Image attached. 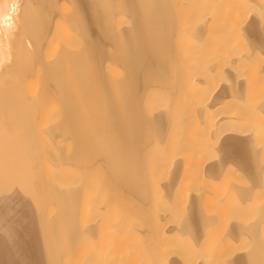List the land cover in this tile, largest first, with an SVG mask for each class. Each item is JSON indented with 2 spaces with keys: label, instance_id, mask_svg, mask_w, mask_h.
Instances as JSON below:
<instances>
[{
  "label": "bare ground",
  "instance_id": "1",
  "mask_svg": "<svg viewBox=\"0 0 264 264\" xmlns=\"http://www.w3.org/2000/svg\"><path fill=\"white\" fill-rule=\"evenodd\" d=\"M34 1L35 0H0V143L7 144L8 141L9 143L11 142V145L4 144V146H2L0 144V166L5 169V173L0 174V264H229L230 262L232 264L234 262L236 264H249V262L254 264L256 261L264 264V235L263 240L260 241L259 238L252 246L254 250H263L261 251L263 252L262 255H258L260 250L256 252L257 254L254 253V250V252L250 251V253H248L249 249H247L248 251L245 250L246 252H244L243 255H240L241 251H243V248H246V246L240 248V245L239 247H236L237 245L232 243V237L244 234L243 232H253L257 229L256 226L260 223L245 224L236 220L235 209L232 206L237 205L232 203V198L230 197V194H232V191L235 188L240 187L241 190H238L242 192V187L250 186L247 184H241L239 180L240 177L239 179L237 177L239 174L242 176L240 171L246 170L251 173V176L254 174L257 178H260L258 181L263 184V222L261 221V223H263L262 227L264 228V0L133 1L137 3L136 5L133 2L128 4L127 2L129 1H126L127 4L125 3L124 5L127 6V10L130 11L128 8L133 9V12H131L133 16L130 14L134 19V21L131 22V28L129 27L127 30H123L121 32L114 28L116 31L109 32V34L112 33L115 34L117 38L119 37L118 42L121 41L122 43V46L120 45L118 47L121 48V50L119 49L120 51H117L116 53V51L113 50L116 54L120 52L117 58L121 59V63H123L125 67V74L122 76L123 78L116 82L111 80L108 81L106 78L107 76H104V71L102 72L103 68L101 67L102 62H104L102 59L106 57L102 58V50L100 48L101 45L99 46L98 44H95L96 47H90V44L93 43L92 41L95 38L88 40L90 42L89 45L83 43L84 48L80 52L72 53L73 51L71 52L70 49H68L67 44L68 37H70L69 35L71 34L67 35L68 32H66L64 35L55 36L58 38L57 40L54 38V41H56L55 46L57 53L53 54L52 51H55L54 49L51 50L52 53H48L46 50L52 49L50 45L52 42L47 40L49 41V45L46 48L50 46V49H46L44 47V42L48 37L47 35L49 34L50 29L52 27L55 29V25L57 24H60L58 29L63 30V32L71 28H68L67 24L63 23V19L67 18V16L60 15L61 11L60 13L56 12V10L53 12L42 11L43 13L37 16L38 19L36 21V17L34 16L36 12L34 14L32 13L36 4ZM38 1L41 7L44 5V7H47V5L49 6L50 0ZM101 3L99 2V5H102ZM72 4L74 3L72 2ZM81 4H86V7L84 6V9L82 7V10L78 11L75 9L77 12H74L73 9V12L71 11V14L73 15L69 13V15H71L69 17H71V22L72 20L74 21L76 25L75 27H78L84 35H94L97 30L103 31L105 30L104 28L109 27H104L106 26V22L103 24L104 17L100 14L101 9L97 10L96 7L94 9L92 8L94 5L98 6L93 0L92 2L91 0H88L87 3L84 2ZM107 4L108 3L105 5ZM130 4L133 5V7L128 6ZM43 8H39L37 10L34 9V11L40 12V9L43 10ZM49 8L50 7L47 9ZM73 8H75V6H73ZM102 10L106 12L105 9ZM104 12H102V14L105 16ZM57 15L59 16L57 17ZM56 18H59L62 22L59 23V21L56 20L57 24L55 22L53 23ZM68 20L70 19L68 18ZM71 30L72 31H69L72 33L76 32L74 29ZM58 31L59 30H57V32ZM182 32L185 33V37L195 38L196 40H199L202 45L206 44V46H208L206 37L209 34H212L213 56L208 58L207 55L202 64H193L188 62V55H184V50H181L180 48L179 40H181V36H179V34ZM56 33L54 32V34ZM173 33L176 34V37ZM75 34L76 33H74V35ZM172 34L174 36L173 40L176 38V42H173L174 45L176 44L177 50L175 55L176 57L178 56L176 61H173L175 57L173 59L171 53L174 51V47L172 50V43H170ZM51 35H53V33H51ZM85 37L86 36H83L82 38ZM98 38H100V36H98ZM53 43L52 47L54 46ZM69 43L71 44V42ZM85 43L87 42L85 41ZM114 43L116 42L114 41ZM79 46L80 44L77 45V47ZM58 47H60L59 50ZM172 61L175 62L174 70L172 69ZM184 61L186 62L185 67L188 69L189 76L187 78H182L181 80H176L173 73L177 66H181V63L184 64ZM34 69L37 74L39 71H43L41 75L42 89L44 90L49 87L52 91L56 92V98L53 95L51 96L53 98L51 100H54L56 107H59L61 110H58L59 113L61 112L64 117V119L62 117L60 123L45 121L43 119L45 114H47L45 111L49 113L52 107L49 103L40 101V90H36L35 92L33 90L29 91V88L27 87L26 90L24 87L23 90L18 88L20 86V84L18 85V78L23 79L29 71H33ZM212 77H214L213 81ZM157 79L165 80V82L170 80V85H172V87L168 89V92L172 91L171 88L174 87H182V89L184 88L187 92V99L185 98L184 105L185 112H183L185 114L183 117L185 122L183 129L185 130L183 131H186L184 132L183 141L185 140L186 142H190L188 140H192L194 142V137H196V139H198V143L196 142L197 145L195 144V152L190 151V148L192 147L188 148V145L185 143L183 144L186 149L188 148L187 150L185 149V152L188 150L190 152L187 154L192 155L195 153L191 157L196 155L197 158H199L196 163L193 162V158L191 160L193 162L191 163L192 165L196 164V170L193 169V166H190L191 169L188 171H194L192 177L194 180H192L197 187L200 186L199 183H201V181L203 184L207 181L209 185L212 181L214 182L213 185H215V188L211 192H209V190H202V193L204 194L201 193L199 195V192H196L193 187L190 190L186 189L188 188L186 187L185 192L179 193L177 191L179 188L178 186H182L185 179L192 176V174H189L191 172L187 171L186 173L190 176L185 177V175L188 174L183 173L184 175L181 176L182 171L178 174V171L174 168L175 170L171 172V175L168 178L166 177L167 180L164 179L165 176L160 180V176H157V191L159 192L153 193L151 191L149 195L153 193V196L150 195V197H146L148 199L150 198L149 206L146 204L149 209H146L148 207H141V214H145L148 211L145 215L147 218L142 217L146 218L145 220H147V222L145 223V220L140 218L144 222L139 221L143 224H141L140 227L136 226L138 235L141 233L145 234L144 237H146L148 234V244L145 249H123L124 253H121L122 255L115 258H112L109 255V252L106 258L105 256L89 258L90 256L87 257L86 255L88 254L84 252L86 250H83V252L81 250V252L78 253L80 249H41V245H43L44 242L41 244L38 239H35L36 236L33 232L34 209L32 208L31 202L25 191V174L29 170V166L27 162L23 160V155L26 156L28 154L29 156L32 155L36 158L40 157L41 161H43L44 157L47 156L48 153L50 155L54 154L52 146L54 145L55 139L57 140L59 138L57 137L58 135L69 134L72 136V134L75 133L76 135L72 136L74 137L73 139L80 138L77 134L79 135L81 130H77V133L76 131L74 132V128L78 129L79 126H85H81L82 123H84L83 121L86 122V126L88 125L86 130L88 134H91V141L89 140L90 142L95 140V138H98V143L101 140L99 138L103 134L105 136L108 134L104 133L107 131H109V134L114 132H118L120 134L119 140L121 142V153L118 151V146L115 147V149L118 148L117 151L119 153L116 154L113 152V154L115 153V155L118 156L120 154L119 157L115 156L116 158L121 157L120 159L124 160L125 158H122V153H126L128 151L129 154H131L130 152L132 151L128 150V146L129 149L137 147V154H141L142 150L146 149L148 146L141 149L142 146H140V141H142L145 136L149 137L147 135L156 136L166 134L164 132L167 131L166 129H169L168 123L169 120H171V117L167 120L168 115L166 107L165 110L162 109V111H159L158 108L161 107L159 105L153 107L148 106V102L153 97L150 94L148 95V92H151V90H153L156 86L155 82ZM221 80H226L227 85L224 86L225 83L221 84ZM97 83H104L107 85L106 87L118 91L120 95H122L123 102H120L121 105L118 102L117 104L114 97L111 98L109 97L110 95L107 94L108 90H103L108 95L109 99L107 98L108 100L105 99V102H102L103 106L94 107L92 105L95 104L93 103L95 97H93V104L91 105L93 108H91L89 112L88 110H84V113L80 112L82 110L79 111L82 114H86V119H80L82 120V123L78 126L79 123H77V121L79 120H77V115L80 113L77 114V111L81 108V105L87 104V97L90 92L93 91V88L95 89V85ZM166 86H169V84ZM96 87L99 88V85L97 84ZM226 87L228 89L227 91L225 90ZM37 88H39V86ZM98 91L100 90L93 91V93L97 92L99 95L104 93ZM193 93H196L195 97L192 95ZM100 96H96V98L100 97L102 98L101 101H104V97H102V95ZM143 101L146 102L145 105L142 104ZM106 103L107 105H105ZM98 104L100 103L98 102ZM142 105L148 108H145V111L148 110L149 113H152L153 110L157 111L154 112L153 115H150V118H147L143 114L144 111L142 113ZM166 105L167 104L163 105V107ZM149 109L151 111H149ZM81 116V118H83V115ZM106 124L108 125L106 126ZM74 125L76 127H74ZM170 125H172V123ZM105 126L107 129H113L105 131ZM191 127L196 129L193 131H196L198 137L196 135L192 136L187 134L188 129ZM185 134H187L186 137L189 135V137L192 138H185ZM110 136H112V134H110ZM41 137L46 140L45 147L40 145L38 142ZM129 137H131V139L134 138L133 140L137 138L139 146L134 145L136 144L134 142H129ZM164 137L165 135L162 138L163 140ZM86 138L89 139L90 137L86 136ZM106 138L107 140L105 141H108V143V139H113L111 143H114L115 145L119 142H114V140L117 139L116 136L114 138H110L109 136ZM14 139H16V141H14ZM18 140L20 143L17 142ZM83 140L87 143V140ZM83 140L81 139L80 144ZM77 141L79 140L77 139ZM157 141H160L159 138ZM164 141H161L160 143L163 142L162 144L165 145L166 141ZM85 143L84 147L91 144L89 143L85 145ZM108 143L106 144L107 147L104 146V143L103 145H100V147L103 146L102 148L105 147V150H108V147H112L109 146L110 144ZM160 143H158V145ZM80 144L78 143L77 145L80 146ZM99 144H101V142ZM162 144L157 147L159 152L155 151V148H153L154 152H158L155 155L152 154L148 156L147 154L142 153L143 155H147L149 157V163L145 161L147 159H144L147 166H157L155 162L157 160L159 161V159L162 160L161 157L163 156L164 158V153L169 152H166L163 149L170 150L168 155L171 154V149L167 148L169 143L166 144V148L162 147ZM141 145H143V142ZM76 146L73 147L75 149L73 152L74 154L78 152L76 151L78 146ZM93 146L94 144L89 145L86 149H84L89 152L98 153L99 155L100 151L95 152L96 150H91ZM95 147L98 146L96 145ZM84 149L79 148V151H82L83 153ZM11 150H16L17 152H11ZM100 150L102 151L101 148ZM111 150L116 151L113 148L110 149L107 154L105 151H102V153L104 152V154L108 155L110 152L109 155H112ZM87 151L85 153L92 155V153ZM144 151L146 152V150ZM161 151L162 153L164 151V155L160 153ZM210 151L211 153H216V155L211 157L209 154ZM85 153L84 155L81 153L78 154V158L81 157L80 155H82V157L86 156L87 154ZM134 154L131 155L134 156ZM109 155L107 158L110 157L109 159L111 160L115 158L113 155L112 157ZM160 155L162 156L159 157ZM133 156L131 157L133 158ZM151 156H154V159L157 157L159 158L155 161L154 159H151ZM84 158H80L82 160H75L76 158L74 157L73 159L80 162L78 164H81L82 162L85 164L87 162L83 161ZM87 158L94 160V158H90V156H87ZM120 159H117V161ZM182 159L183 157L181 160ZM30 160L33 159L28 158V161ZM111 160H109V162H112ZM137 160L139 161V159ZM183 160H187L186 156ZM92 161L90 162L92 163ZM117 161L115 160L113 163L116 162L117 165L121 166V162ZM144 161L143 164H145ZM77 162L73 161L74 164ZM109 162L107 164H109ZM30 163L32 166L34 165V162L32 163L30 161ZM110 164V166L115 165L112 163ZM124 165L128 166V164ZM125 166H121L124 167L122 169H125ZM133 166H135V168L132 167L134 170L136 167H139L136 166L135 162ZM114 168L115 166L112 169ZM145 168L146 167H144L143 170H145ZM152 169L153 170L150 171L146 168L145 171L148 176H146L145 171H143L146 178L150 179L151 175L157 172V168ZM136 170L138 171V168ZM35 171L37 172L38 170ZM159 174L160 173H158V175ZM134 175L137 177L136 173ZM139 175L138 181L141 179L148 181L145 177L140 178ZM40 176L37 174L36 177ZM36 177L34 178L35 181ZM154 177L155 176L153 175L151 178ZM197 178L199 180L201 179V181H198ZM177 179L180 180V182L182 181V184H177ZM209 179H211V181ZM37 181L40 182V186L37 187V189L40 187V190L38 191L44 192L49 195V197L54 195L60 200H66L65 202L67 204H71L73 206V210L78 209L75 208V206L80 204L79 201H81V199L83 200L81 197L85 195H82V193H84L82 191L86 190L83 189L85 187L82 185L80 186L83 190H81L80 187L68 184L66 186H59L58 184H51V186H49L46 185L43 178H40V180ZM165 181L166 183H164ZM188 182V186L193 183L191 180ZM166 184L170 189H172V191L174 190L175 192L169 194V190L167 191L168 187L164 186ZM186 184L187 182H185L184 185ZM160 185H162L164 189H160ZM176 185H178L176 187L177 189L173 188ZM41 189H43V191H41ZM44 193H40V197L41 200L45 202L47 199L44 198L43 200L42 197L44 196ZM244 196L247 197L246 193H244ZM139 197L137 196L136 198ZM144 199V197L140 198L142 202L137 203L140 204V206H143L141 203H144ZM254 201L256 202V200ZM186 203L190 206V211L187 210V212H191V214L187 213V215H192L194 222L191 224L190 222L188 223L185 221L187 223L181 222V224H178L179 219L175 220L176 217H174L177 216L175 211H178L177 209L179 207L184 206L183 204L187 206ZM238 203L239 202L236 204ZM41 204L43 206L45 203ZM241 204L242 203H240L238 207H241ZM38 205H40V203H38ZM92 205H97V202H94ZM187 209L189 208L187 207ZM240 209L243 208L236 209V213L238 212L237 210ZM144 210H146V212H144ZM181 210L184 211V209ZM71 214L72 213H70V215ZM180 216L182 217V215ZM244 216L246 217L247 215L244 214ZM40 217H42V215ZM162 219H164L163 221L165 222H162ZM137 220H139V218H137ZM200 221H202L201 223H204L202 225H207L206 227H209L210 229L208 230L210 231L207 233V230H199L198 228L196 229L199 230L196 231L197 234H202L203 231H207L206 233L208 235L205 233L207 236L201 235L202 238H198V240L196 239L197 241L189 242L190 244L187 241H191L192 239L183 242L182 240L189 237L185 236L188 233L186 230L188 229L189 231L192 226H195V222H198V225H200ZM204 226H202V228ZM131 227L133 228L134 226ZM206 227L204 229H206ZM258 227H261V225ZM88 228L90 227H83V229ZM45 229L47 233L46 236H48L49 231H47V226ZM193 229H195V227ZM135 232L133 231V233ZM184 232L187 233L183 234ZM235 232L241 233L237 234ZM262 232H264V230ZM49 233L52 235L51 232ZM190 233H193V231H190ZM180 234H183L185 238H182ZM130 235L132 234L130 233ZM135 235L136 234H133V236ZM245 236H247V234ZM144 237H140L139 240H141V238L144 239ZM50 238L53 239V235L50 236ZM192 238H195V236H192ZM251 243L252 242L249 244ZM46 244L48 245V243ZM51 244L50 245L52 247L55 243ZM205 247L206 249H204ZM240 249L242 250L240 251ZM116 252L117 250H115L114 253ZM260 256H262V261L257 260ZM253 258H256V260ZM46 259L48 262H46ZM253 261L254 263H252Z\"/></svg>",
  "mask_w": 264,
  "mask_h": 264
},
{
  "label": "rangeland",
  "instance_id": "2",
  "mask_svg": "<svg viewBox=\"0 0 264 264\" xmlns=\"http://www.w3.org/2000/svg\"><path fill=\"white\" fill-rule=\"evenodd\" d=\"M87 1L88 0H83V1L82 0H50L49 1V6L47 5V7H44L45 6L44 5L43 6L44 8H43V7L40 6L39 1L35 0L34 2L36 4L34 6L35 7L34 9L37 10L39 8H43V10L40 9V12H37V11H34V9H33L32 13L33 14L35 12L37 13V15H36V13L34 14V16L36 17V21H37V19H38L37 16L41 15V13H43V12H47V11L53 12V11L56 10V12L60 13V11H61L60 15L67 16V18L63 19V23H66L68 28L74 29V31H76V32L72 33V32H70V31H72L71 29H69L70 31L68 29H67V31L64 29L65 32H63V30L58 29L60 24H57L56 20L59 21V23L62 22V21H60L59 18H56L55 21H53V23L55 22L57 24V25H55L56 28L54 29L52 27L50 29V31H51V33H53V35H51V33L49 31V34L47 35L48 37L45 39V42H44V47L45 48L49 45V41L52 42V43L54 42L53 43V45H54L53 47H52V43L50 44L52 49H50V46L48 48H46V49H50V50H46L48 53H52V52H53V54L57 53V49H56V46H55L56 41H54V38H55V40H57L58 38L55 37V36L64 35V33H66V32H68L67 35L71 34V35H69L70 37H68V41H67L68 43L67 44H68V49H70L71 52L73 51L72 53L80 52L84 48L83 47L84 44L89 45L90 42L88 40H91V39L95 38L92 41L94 44L93 43H92L93 45L90 44V47H92V48L96 47L95 44H98L99 46L101 45L100 48L102 50V58L106 57V58H104L106 60L102 59L104 61V62H102V67H101V68H103L102 72L104 71L103 72V73H105L104 76L105 77L107 76L106 78H107L108 81L111 80V81H115L116 82V81L122 79L123 78L122 76H124V74H125V69H124L125 67H124L123 63H121L122 62L121 59L117 58L119 56L120 52L118 54H116L117 51L121 50V48H118V47L120 45L122 46V43H121V41L118 42L119 41V37L117 38V36L115 34H112V33H110L111 34L110 35L109 32H113V31H116V30H119L121 32L123 30L124 31L127 30L129 27L131 28V26H132L131 22L134 21V19L132 17L133 15L131 14V12H133L132 11L133 9L128 8L130 10V11H128L127 8H126L127 6L124 5V4L126 3V1H129V2H127L129 4V3H132L133 1H136V0H96V1L93 0L94 3L97 4L98 6L94 5V6H92V8L94 9L96 7L97 10L101 9V13L100 14L104 17L103 24L106 22L105 23L106 26H104V27L109 26L107 28H104L105 30L102 29L103 31H98L97 30L96 33H95L96 35L95 34L94 35H88V34L84 35L82 33V31L80 29H78V27H75L76 25H75L74 21L72 20V22H71V17H69V16L73 15V14H71L73 11L75 12L76 10L77 11L78 10H82V7L84 9V6L86 7V4H81V3H84V2L87 3ZM98 1L100 3L102 2L101 3L102 5H99ZM72 2L75 5L72 4ZM91 2H92V0H91ZM112 2H114V3H112ZM104 3L105 4L108 3V4L105 5ZM133 3H135V2H133ZM136 4L137 3H135V5ZM73 6H75V8H73ZM128 6H132L133 7V5H131V4L128 5ZM48 7H50V8L47 9ZM100 7H102V8H100ZM102 9H105L106 12H104ZM102 12H104L105 16L102 14ZM69 13L71 15H69ZM65 14H68V15H65ZM108 15H110V16H108ZM58 16L59 15H57V17ZM68 18L70 20H68ZM63 23H61V24H63ZM35 24H37V23H35ZM52 25H54V24H52ZM62 26H64V25H62ZM107 29H109V30H107ZM57 30H59V31L57 32ZM173 30H174V28H173ZM54 32L55 33L57 32V33L54 34ZM74 33H76V34L74 35ZM78 34H80V35H78ZM173 34H175V33H173ZM173 34L171 35L172 39L170 38V43H172L171 44V46H172L171 48L173 50V47H174V51H172L171 53H172V58L174 59V57H175V59L174 60L172 59V60L176 61V58L178 56L176 57V55H175V52L177 50H176V44L174 45L173 42L174 43L176 42L175 41L176 38L173 40V38H174ZM184 34H185L184 32L179 34V36H181V40H179V41H180L181 50L182 49L184 50V55L185 54L188 55V58H187L188 62L193 63V64H202L205 61L204 58L207 55H208V58H211L213 56V52H212L213 36H212V34H209L206 37V42H207L208 46H206V44L202 45L200 43V41L196 40L195 38L185 37ZM83 36H86V37L82 38ZM98 36H100V38H98ZM175 37H176V34H175ZM47 40H49V41H47ZM113 40L116 43H114ZM72 41H73L74 44L72 43ZM85 41L87 43H85ZM69 42H71V44ZM110 42H112V43H110ZM78 43L80 44L79 47H77V45H79ZM109 46H111V47H109ZM59 48L60 47H58V50H59ZM53 49L55 51L51 52V50H53ZM113 50L116 51V53H114ZM215 59H216V57H215ZM106 61H107V63H106ZM173 61H172V63H173L172 64V69L174 70L175 62H173ZM185 64H186V62L184 61V64L181 63V66H179V67L177 66L176 67V69H175V71L173 73V75L175 76L176 80H181L182 78H187L189 76V72H188V69H186ZM42 73H43L42 70L39 71L38 74L35 71V69L33 71L32 70L29 71V73L26 74L23 77V79H19L18 78V85L20 84V86L18 88L21 89V90H23V87H24L25 90L27 88H29V91L33 90L35 92H36V90H40V92H41L40 101L41 102H45V103H49L51 105V107H52V109L49 112L50 114L47 111H45L47 114H45V117L43 119L45 121H53V122L60 123L63 116H62L61 112L59 113L58 110H60V109H59V107L58 108L56 107V105L54 104V100H51V99H53L51 96H53V95L55 96L56 92L52 91V89H50L49 87H47L44 90L42 89L43 88L42 84H41V81H42V76L41 75H42ZM108 77H112V78H108ZM213 79H214V77H212V81H213ZM149 81H152V80H149ZM223 83H225L224 86L227 85L226 80H221V84H223ZM97 84L99 85L100 89L96 87ZM97 84L95 85V89L93 88V91L100 90L101 92H104L107 89L108 90L107 94L110 95L109 97H111V98L114 97V99L116 101L113 100V99H111V100L115 101L116 103L118 102L121 105L120 102H123L122 101V95H120V93L118 91L112 90L111 88L106 87L107 85L104 84V83H97ZM100 84H102V85H100ZM168 84H169V86H166ZM170 84H171L170 80L168 82H165V80L157 79V81L155 82L156 86L153 88V90H151V92H148V95L150 94L151 96H153L151 100L149 98L150 101L148 102V106L149 107H153V106H158L159 105V106H161V107L158 108L159 111H162V109L165 110V107H166V109H167L166 112H167V115H168L167 116V120H169V118L171 117V120H169V123H168L169 129H166L167 131L164 132V133H166V134H164L165 135L164 140L166 139L165 140L166 144L169 143V145H167L168 146L167 148H170L172 152H171L170 155H168L170 150L163 149L164 151H166V152L169 151V152L168 153H164V151H163V153L165 155L162 153V151L160 152L162 155H164V158H163L162 155L159 156V157L162 156L161 157L162 160L159 159L160 162L158 160L156 161V159H158L159 157L154 159L153 158L154 156L153 157L151 156V159L152 160L154 159L156 161L155 162V164L157 165L156 167L151 166V165L147 166V163H149V161H148L149 157L148 156H150L152 154L155 155V154H157L159 152L157 147H159L163 143V142L160 143L161 141H164L162 139L163 136H164L163 134L156 135L158 137H156L154 135L153 136L152 135H147L149 137L145 136L144 137L145 139L143 138L142 141H140V146H142L141 149H144L147 146L150 148L149 149L147 147L148 150H147V148L144 149V150H146L147 153L144 150H142V152L140 151L141 154L140 153L137 154V151H136L137 147H134L133 149H129V146H128V150L132 151L130 153L134 154V152H135V154L133 156V155L129 154L128 151H127L128 154H127V152L126 153H122L121 155H122V158H125L124 160H121L120 159L121 157L120 158H116L115 157V156H118V155H115V153L116 154H118L119 152L121 153V151H120V146H121L120 143L121 142L119 140L120 139V137H119L120 134L118 132L115 133L112 130L114 133H110V134H112L113 137L110 136L109 131H107L109 128L107 129V127H106L108 124H106V126H105V131H107V132H104V133H108L109 135L107 134L105 136L103 134L99 138L101 140L98 143H97V141H98L97 139L98 138H95V140H92V142L93 141H95V142H93V143L90 142L91 141V134H88L87 130H86V127L88 125L86 126V122L85 121H83L84 123H82V120L86 119L85 118L86 114H82V113H84V110H88V112H89V110L91 108H93L92 106H94V107L103 106L102 102H105V99L106 100L109 99L108 95L105 92L100 94V95H102V97H104L103 98L104 101H101L102 98H100L101 96L99 94H97V92H95L96 95H95V93H93V91L90 92V94H89V96L87 97V100H86L87 104L86 105H81V108H79L78 111L76 110L77 114L82 112V113L77 115L78 116L77 120L80 121L79 122V121L76 120L77 123H79L78 126L81 125V123H82L81 126H83V125H85V126H83V127L79 126L78 129L74 128V132L76 131L77 133H78L77 130H81L79 132V135L77 134V136L80 137V138H75L76 141L78 139L79 141H77V142L80 144L81 139L82 140L85 139V140H87V143H85L86 141H84V140L82 141V143L84 142L85 145H87L89 143H91L89 145L94 144V146L92 147L94 149L91 148V150L92 151L96 150L95 152L100 151L99 155H98V153H93V152H89V151L85 150L86 147H88L89 145L84 147V143H83V145L81 143L80 146L83 147V148L78 146L77 145L78 143L75 141V139H73L74 137H72L73 135L74 136L76 135L75 133L72 134V136L69 135V134H62L60 136L58 135L57 137H59V138L57 140L55 139L54 145L52 146V148H53L52 151H53L54 154L50 155L48 153L49 155L47 154V156H45V157L43 156L44 157V160L42 159L43 161H41L40 157L36 158V157H33L32 155L29 156L28 154H27L28 156L27 155L26 156L23 155V160H25L27 162L28 166H29V170L25 174V191L27 193L28 199L31 202L32 208L34 209V220H33L34 229H33V232L35 233V236H36L35 239H38L41 244L44 242L43 245H41V249H54V248L55 249H80L78 251V253H80L81 250H82V252H83V250H86L84 252L86 254H88V255H86L87 257L90 256L89 258H96V257H102V256H105V258H106L109 253H110L109 255L112 258H115L117 256L122 255L121 253H124L123 249H135V248H137V249H145V248H147L146 245L148 244V241H147L148 234L146 235V237H144L145 234H141L140 233L138 235L137 234V230H136V226L140 227L141 224H143V223H141L139 221H142L141 219L145 220L147 218V216H145V215H146V213H148V211L146 212V210H144V212H146V213L145 214L142 213L143 215L141 214L142 208L149 206V199L150 198L148 199L146 197H150V195H152L153 193H155V192L158 193L159 192V191H157L158 190V188H157L158 180L156 179L157 176L158 177L160 176L159 180L162 179L164 176H165L164 179L167 180V178L171 175V172L173 170H175L174 168H176V170L178 171V174H180V172L182 171L181 172V174H182L181 176H183L184 174H188L186 172L191 169L190 166H193L194 168L193 167L192 168L196 170V168H195V167H197L196 164L192 165L191 163H193V162L196 163L199 160V158H197L196 155L194 157H191L195 153H193L191 155V154H187V153H190L189 150L187 152H185L190 147L194 148L195 144L197 145V143H198V141H197L198 139H196V137H194V139H195L194 142L192 140H188L189 138H192V137H189V135L186 137L187 134H190L192 136L196 135L198 137V134L196 133V131H193V130H196V129L193 128V127H191L190 129L187 128L188 131H187V134H185V138H188L186 140H188L190 142H186L185 140L183 141L184 132H186V131H183V130H185V129H183L184 128L183 125L185 123L184 120H183V117L185 116V114L183 112H185L184 105H185V98L187 99V92L184 90V88L182 89V87L171 88L172 91L168 92V89L170 87H172V85H170ZM104 85H105V87H104ZM38 86H39V88H37ZM173 86H174V84H173ZM225 90L226 91L228 90L227 87L225 88ZM100 91H98V92H100ZM92 95H94V96H92ZM192 95L195 97L196 93H193ZM96 96H100L99 97L100 99L96 98ZM93 97H95L94 100H93V103H95V104L92 103ZM55 98H56V96H55ZM97 99H99V100H97ZM97 101L100 104H98ZM89 102H90V104H89ZM145 103L146 102H144V101L142 102L143 105H145ZM165 104H167V105L163 107V105H165ZM105 105H107V103ZM58 106H59V104H58ZM146 106H147V104H146ZM143 108L141 107L142 113L144 111L143 114L147 118H150V115H153L154 112L157 111V110L156 111L153 110L152 113H149L148 110L145 111V108H147V107L143 106ZM55 109H57V110H55ZM150 109H149V111H151ZM80 110H82V111H80ZM88 112H87V114H88ZM81 115H83V118H81L82 117ZM87 117H88V115H87ZM63 119H64V117H63ZM80 119H82V120H80ZM29 120H32V119H29ZM171 123H172L173 126L170 125ZM168 126H166V127H168ZM74 127H76V126L74 125ZM108 127H110V126H108ZM111 129H113V128H111ZM111 129H109V130H111ZM84 132H85V135H84ZM113 134H116V135H113ZM63 135H65V136H63ZM81 136H82V138H81ZM86 136L90 137V138L88 139V138H86ZM103 136H104V138H103ZM108 136L110 138H114L116 136L117 139H115V140H117V141L114 140V142H116V143L118 141L119 142L115 145L114 143H111L113 139H108L109 140V143H108V141H105V140H107L106 137H108ZM83 137H85V138H83ZM150 137H152V138H150ZM158 138H159L160 141H157ZM133 139L134 138L131 139V137H129L128 141L131 142V143L134 142V143H136L134 145H138L139 146L138 139L137 138L135 140H133ZM147 139H149V140H147ZM11 141H13V140H11ZM14 141H16V139H14ZM17 142L20 143L19 140ZM38 142H39L40 145H43L45 147V142H46L45 138H43V137H41V139L39 138ZM100 142H101V144H99ZM142 142H143V145H141ZM103 143H104L105 147H107L106 146L107 143L110 144L109 146H112V147L115 145L113 148L116 151L111 150L112 151L111 153H112L113 157H115L116 159L114 158V159L111 160V159H109L110 157L107 158L109 153H110L109 152L108 155H106L107 152L110 151V149H113V148L112 147H108V150H105V147L104 148H102L103 146L100 147V145H103ZM158 143H160V144L158 145ZM183 143L188 145L187 149L185 148V145ZM0 144L2 146H4L5 143L4 144L0 143ZM9 144L11 145V142L9 143V141H8L7 144H5V145H9ZM166 144L165 145L162 144V147H165ZM96 145L98 147H95ZM74 146L77 147L76 151L80 152L83 155H84V153L86 151L89 152V153H92V155L85 153L87 155L84 156V157L87 158V156H90V158L93 157L94 160L92 159L93 160L92 161V160L88 159L89 157L86 160V158H84V157H82V155H80L81 156L80 158H84L83 161L87 162V163L84 164L81 161L82 163L78 164L80 162H77L75 160H78V159L82 160V159L78 158V154H80V153H78V152L77 153L75 152L76 154L73 153L74 150H75L73 148ZM117 146L119 148V150H118L119 152L117 151L118 148L115 149V147H117ZM79 148L80 149H84L85 148L83 150V153H82V151H79ZM100 148L102 149V151H105L106 154H104V152L102 153ZM153 148H155V151H158V152L157 153L154 152ZM192 148H190V151L191 152L192 151L195 152L194 151L195 148L193 150H191ZM88 150H90V149H88ZM11 152H17V151L16 150H14V151L11 150ZM113 152H115V153L113 154ZM142 153H145L148 156L147 155H143ZM209 154L211 155V157L213 155H216V153H211V151H210ZM112 155H109V156L112 157ZM73 156L76 158L75 160L73 159L74 158ZM119 156H120V154H119ZM131 156H133V158ZM141 156H142V158H141ZM185 156H186V159H187L186 161L183 160L185 158ZM27 157L33 159V160H30L32 163L34 162L33 166L30 163V161H28ZM182 157H183V159L181 160ZM129 158H130V160H129ZM131 158L132 159H136V160H132ZM192 158L194 160L193 162L191 161ZM35 159H37V160H35ZM117 159H120L121 161L120 160L117 161ZM137 159H139V161H141V160L144 161V159H147V160H145V161H147V163L144 161L145 164H143V161L139 162ZM89 160L92 161V163ZM109 160H111L112 162H109ZM115 160L117 162L120 161L121 162L120 163L121 166H125L124 164H126V165L128 164V166H125V169H122L124 167H121L120 165H117L116 162L113 163ZM73 161L77 162V163L74 164ZM108 162H109V164H107ZM127 162H130V163H127ZM134 162L136 163V166H139V167H136V169L138 168V171L136 169L135 170L133 169V168H135V166H133ZM157 162H159V163H157ZM110 163L115 164L114 165L115 166L114 169H112L114 166H110L111 165ZM122 163H123V165H122ZM182 164H185V165H182ZM36 166H39V167H36ZM143 166L146 167L150 171L153 170L152 168H157L156 169L157 172L155 173L156 175L155 174L151 175V177L153 175L155 177L154 178L150 177V179L146 178L144 175L145 174H146V176H148V175H147V172L145 171L146 168H145V170H143L144 169ZM185 166H187V167H185ZM116 167H117V169H116ZM127 168L128 169L130 168V169L128 170ZM178 169H180V170H178ZM35 170H38V171L36 172ZM131 170H133V171H131ZM112 171H114L115 173L112 172ZM143 171H145V174H144ZM139 172H140V175L141 174H143V175L140 176ZM188 172H191L189 174H192V176H190L189 174L185 175V177L190 176L189 178H191V179H189V178L185 179V182H187V184H186L187 186L184 185L185 184V182H184L182 186L181 185H179V186L176 185V186L173 187V188H176L178 186L179 188L178 189L176 188V189H177V191L179 193L185 192V188L186 187H188V188H186L188 190L192 189V187H193L194 190H196V192H199L198 193L199 195L202 193V190L203 191L204 190H206V191L209 190V192H211L215 188V185H213L214 182H212L211 179H209L211 181L210 185L207 183V181H205L206 184L204 183L205 184V186H204V184L202 183L201 179L199 180L198 178H197L198 181H201V183H199L200 186L197 187V185L194 184V181H193L194 179L192 178L194 171L193 172L192 171H188ZM240 172H241L242 176H240V174H239V175H237V177H238V179L240 177L239 180H240L241 184H243V185L247 184V185H250L252 187L244 186V187H242L244 189V190L242 189V192L240 191L241 190L240 187L239 188L237 187V188H235L232 191V194H230V197L232 198L231 199L232 203L237 205V206H234V205L232 206L235 209V216H236L235 218H236V220L241 221L242 223H245V224H256L257 222H259L260 224L257 223L258 226L261 225V227L256 226L257 229L254 230L253 232L252 231L251 232H243L244 234L239 235V236H242V237H239L238 235H235V233L239 234L241 232H235L234 233L235 236L231 238V240L233 239L232 243L234 245L236 244L237 245L236 247H239V245H240V248L246 246V248H243L244 249L243 251H241L242 249H240V251H241L240 255H243L244 252H246L245 250H247V249H249V251L247 250L248 253H250V251L254 250L252 248V246L255 244V242L258 241L259 238H260L259 239L260 241L263 240L264 232H262V231L264 230V228L262 227L263 223H261V221L263 222V216H262L263 215V189H262L263 188V184H261V182L258 181V179H260V178H257L254 174H252V176H251V173L247 172L246 170H243V171H240ZM4 173H5V169H3L0 166V174H4ZM33 173H35V174H33ZM121 173H123V174H121ZM135 173H136L137 177H135V175H134ZM150 173H152V172H150ZM158 173H160V174L158 175ZM37 174H38V176H40V175L41 176L40 177H36ZM117 174H120V175H117ZM195 174H197V173H195ZM138 175H139L140 178L145 177V179H148V181L144 180V179H141V180L138 181V179H139ZM132 176H134V177H132ZM197 176H199V175H197ZM35 177H36V181L34 180ZM40 178H43L45 183H46V185H49V186H51V184H53V185L54 184H58L59 186H66L68 184V185H71V186L80 187V189H81L80 185H82L83 187H85L83 189H86L85 191L87 193L83 189H81V190H83L82 192H84V193H82V195L83 194H85V195L83 197H81V198H83V200L80 198L81 199V201H79L80 204H78V206H75V208H78V209H74L73 210V206L71 204H67L65 202L66 200H64V199L60 200L54 195L49 197V195L45 194L44 192L38 191V190H40V187L38 189H37V187L40 186V182H38L37 180H40ZM197 179H195V180H197ZM29 180H31V181H29ZM177 180H176V183H177ZM189 180H191L193 182L190 186H188L189 185V182H188ZM198 181H196V182H198ZM144 182H146V183H144ZM181 182H180V180H178L177 184H179ZM35 183L38 184V185H36ZM164 183H166V181ZM162 185L159 186L160 189L163 188ZM136 186H138V187H136ZM164 186L168 187L167 184L164 185ZM255 186H257V187H255ZM167 187H165V188H167ZM206 187H208V188H206ZM245 187H249V188H245ZM34 188H36V189H34ZM171 188H172V186H171ZM198 189H200L201 191L198 190ZM238 189H240V190H238ZM41 191H43V189H41ZM151 191L153 193L149 195V193ZM167 191H168L169 194H171L172 192H175L174 190L172 191V189H170L169 187H168ZM40 193H44L43 194L44 196H42V197H43V200H44V198L47 199V200L45 199L46 200L45 202L41 200V197H40L41 194ZM244 193H246L247 197L244 196ZM202 194H204V193H202ZM248 195H249V197H248ZM137 196L138 197L141 196V197L136 198ZM142 197L145 198L144 199L145 201H144V203H141V205L143 204V206H140V204H138V203L142 202V200H140V198H142ZM146 199H147V201H146ZM165 199H164V201H165ZM135 200H137V201H135ZM254 200H256L257 203ZM63 201H64V203H63ZM243 201H245V202H243ZM94 202H97V205L93 206L92 204H94ZM237 202H239V203L236 204ZM253 202H255L256 204L253 203ZM38 203H40V205H38ZM41 203H45V204H43V206H45V207H43ZM240 203H242L241 204L242 206L238 207V205H240ZM146 204H148V206ZM186 204H187V206L185 204H183L184 206L179 207L177 209L178 211H175L176 213L174 212L175 214H177V216H174L175 214L173 215L174 217H176L175 220L179 219L178 224H181V222L182 223L183 222L184 223H187V222L189 223L190 222L191 224H193L192 222H194V220L192 219V215L191 216L187 215V213L191 214V212H187V210L190 211V206H189L188 203H186ZM75 205H77V204H75ZM254 206H255V208H254ZM257 206H259V207H257ZM187 207L189 209H187ZM236 207H238V208H236ZM44 208H45V210H44ZM239 208H243V209L237 210L238 212L236 213V209H239ZM61 209L64 210V211H62ZM146 209H149V207L146 208ZM181 209H184L185 212L183 210H181ZM245 209H247V210H245ZM76 210H78V211H76ZM242 210H245V211H242ZM254 210H256V211H254ZM38 211H40V212H38ZM240 211H242V212H240ZM35 212H36V215H35ZM62 212H65V213H62ZM70 213H72V214L70 215ZM241 213H243V214H241ZM63 214H65V215H63ZM183 214H184V216H183ZM244 214H246L247 216L245 217ZM39 215L40 216L42 215V217H40ZM180 215H182V217ZM257 215H258V217H257ZM35 217H36V219H35ZM142 217H146V218H142ZM179 217H181V218H179ZM260 217H262V218H260ZM137 218H139V220H137ZM244 218H246V219H244ZM163 220L164 219H162V222H165ZM41 221H44V222H41ZM185 221H187V222H185ZM47 222H49V223H47ZM142 222H144V221H142ZM146 222H147V220H145V223ZM201 222L202 221H200V223H199L200 225L204 224V223H201ZM44 223H45V225L49 224L51 226L50 227L49 225H46L47 226V231L51 232V234L53 235V239L50 238V236H52V235H50L49 232H48L49 235L46 236L47 235L46 229H45L46 226L44 225ZM134 224H136V225H134ZM197 225H198V222H195V226H192L191 229H189V231H188V229L186 230L188 233L186 232L187 235H185V236H189V237H186L187 239L182 240L183 242H186V240H191V239H192L191 241H187V242L189 243V242L197 241L198 238H202L201 235H206L207 233H209L210 230H208V229H210V228L206 227L207 225L206 226L202 225V226H204L203 228L200 225H198V227H197ZM85 226H88L90 228L83 229V227H85ZM131 226H134V227L132 228ZM194 227H195V229H193ZM205 227H206V229H204ZM198 228H199V230L203 229V230H207L208 232L206 231L207 232L206 233L205 231H203L202 234L201 233L197 234L196 231H199V230H196V229H198ZM259 229H260V231H259ZM133 231L134 232L136 231V232L133 233ZM190 231H193V233H190ZM130 233L132 235H130ZM186 233L184 232L183 234H186ZM259 233H260L261 236L259 235ZM133 234H136L137 236L136 235L133 236ZM183 234H180V235L182 236V238H185V236ZM246 234H247V236H245ZM122 235H124V236H122ZM172 235H173V233H172ZM198 235H200V236H198ZM138 236L144 237V239L141 238V240H139L140 237H138ZM192 236L193 237L195 236V238H192ZM126 237H128V238H126ZM178 238H180V237H178ZM143 240H144V242H143ZM49 241H50V243H49ZM249 241L252 242V243L254 242V243L253 244L251 243L252 244L251 245V244H249L250 243ZM46 243H48V245ZM51 243H55L54 246L51 247V245H52ZM188 243H185V244H188ZM137 244H139V245H137ZM44 246H46V247H44ZM49 247H51V248H49ZM111 249H113V250H111ZM119 249H120V251H119ZM204 249H206V247ZM115 250H117L116 253H114ZM254 251H253L254 253L259 251L258 255L259 254L262 255V253H263V252H261V251H263L261 249H256ZM112 253H114V254H112ZM117 253H120V254H117ZM112 255H115V256H112ZM254 256H255V254H254ZM261 257L262 256H260V258L258 257L257 260L262 261ZM256 258H253V259L256 260ZM46 262H48L47 259H46ZM252 263H254V261ZM229 264H232V263L230 262ZM233 264H236V263L234 262ZM249 264H251V262H249ZM254 264H262V263L256 261V263H254Z\"/></svg>",
  "mask_w": 264,
  "mask_h": 264
}]
</instances>
